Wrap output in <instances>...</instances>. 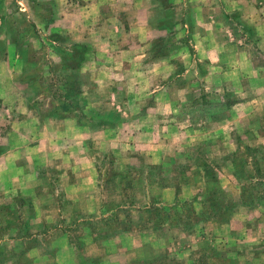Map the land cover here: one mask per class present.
<instances>
[{
  "label": "rangeland",
  "instance_id": "374dc122",
  "mask_svg": "<svg viewBox=\"0 0 264 264\" xmlns=\"http://www.w3.org/2000/svg\"><path fill=\"white\" fill-rule=\"evenodd\" d=\"M0 78V264H264V0H0Z\"/></svg>",
  "mask_w": 264,
  "mask_h": 264
},
{
  "label": "crops",
  "instance_id": "0c3cea01",
  "mask_svg": "<svg viewBox=\"0 0 264 264\" xmlns=\"http://www.w3.org/2000/svg\"><path fill=\"white\" fill-rule=\"evenodd\" d=\"M0 80H1V78H0ZM1 98H2V97H0V103H1ZM12 104H13V102L11 103V105H12Z\"/></svg>",
  "mask_w": 264,
  "mask_h": 264
},
{
  "label": "trees",
  "instance_id": "16d2710c",
  "mask_svg": "<svg viewBox=\"0 0 264 264\" xmlns=\"http://www.w3.org/2000/svg\"><path fill=\"white\" fill-rule=\"evenodd\" d=\"M158 225V224H157Z\"/></svg>",
  "mask_w": 264,
  "mask_h": 264
}]
</instances>
